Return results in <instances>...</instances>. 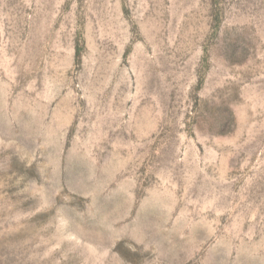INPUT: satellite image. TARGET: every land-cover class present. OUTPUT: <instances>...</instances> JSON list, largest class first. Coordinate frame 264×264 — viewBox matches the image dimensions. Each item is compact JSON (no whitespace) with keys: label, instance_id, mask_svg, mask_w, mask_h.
Listing matches in <instances>:
<instances>
[{"label":"rangeland","instance_id":"rangeland-1","mask_svg":"<svg viewBox=\"0 0 264 264\" xmlns=\"http://www.w3.org/2000/svg\"><path fill=\"white\" fill-rule=\"evenodd\" d=\"M0 264H264V0H0Z\"/></svg>","mask_w":264,"mask_h":264}]
</instances>
